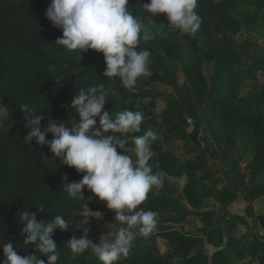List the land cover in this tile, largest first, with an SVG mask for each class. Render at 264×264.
I'll use <instances>...</instances> for the list:
<instances>
[{
	"label": "trees",
	"instance_id": "obj_1",
	"mask_svg": "<svg viewBox=\"0 0 264 264\" xmlns=\"http://www.w3.org/2000/svg\"><path fill=\"white\" fill-rule=\"evenodd\" d=\"M136 2L139 0H135ZM227 3H215L211 0L201 13L202 24L199 30L202 40L217 37L225 27L224 16L228 11ZM41 0H0V76L7 74V87L0 97L11 109L10 117L0 123V240H11L21 256L33 251V245L24 243V235L21 229L24 226L19 220L18 212L21 207L27 208L30 212L36 211L38 204H44L46 212L38 213L37 220H50L54 215L62 214L66 219L61 206V199L70 198L62 192V176H67L68 182L78 181L83 172H77L74 168L61 164L60 159L54 157L47 146H39L35 139L30 144L25 143L23 137L27 133L24 112L18 108L20 104L26 103L35 107L51 119L71 122L78 118L74 109H71L70 101L77 91V88L89 87L104 82L103 77L105 64L102 53L94 50L87 52H69L55 43V39L62 35L61 30L54 28L46 17L39 15ZM264 14V2L262 8ZM188 39L190 36H181ZM160 49L150 47V61L166 73L171 74L169 63L177 60L174 64L175 70H181L186 77L195 79L199 84L200 91L218 95L224 101L237 100L239 107L233 114H216L213 106H204L200 113H203L207 125H214L212 132L219 133L225 130L227 124L243 114L245 103L240 96L242 82L252 80L255 70L244 69L236 75L222 71L216 67L207 90L206 77L202 70L203 58L198 55H190L173 34L166 35L159 41ZM217 63L235 59L236 51L220 50L215 52ZM257 63L264 61L256 59ZM63 76L59 81L58 78ZM163 79L159 74H153L151 79ZM207 90V92H206ZM264 82L256 96V106L260 107L264 102ZM143 94L134 92L132 89H125L119 80L112 83V93L107 100L104 110H109L115 116L117 112L123 111L122 103L127 99L136 100ZM171 102L168 100V107ZM263 109H261L262 112ZM172 113L167 108L160 117H154L143 122L140 133L161 123L168 114ZM47 120H42L41 125L45 126ZM194 125L191 136L194 140H200L199 126ZM255 125L254 134L250 143L246 144L243 153L240 155H252V162L260 175H264V115H260ZM99 120L97 118V127ZM180 125H171L166 128L167 134L161 136L153 144V153L157 154L158 162L152 165L153 171H160L173 177L186 176L187 180L182 187V193L186 203L194 209L204 207L200 195L198 183L201 180H209L212 175L205 172L203 168L204 157L195 155L193 160L177 162L168 151L169 141L173 132L179 129ZM209 130V128H207ZM118 135V134H117ZM52 134L48 133L46 139H51ZM212 139V138H211ZM208 141V140H207ZM129 147L132 146L131 140ZM121 150V149H117ZM210 151L209 159H216ZM242 161V156L235 158ZM202 175L197 178V175ZM240 184H244L240 182ZM244 197H248L243 193ZM156 195L155 189L148 194V199L140 206L145 210H152L150 200ZM163 197V194H160ZM150 203H149V202ZM77 204H81L80 202ZM165 207L155 211L161 213ZM251 215V210H248ZM164 218V216H163ZM221 218V217H220ZM239 216L230 218L232 222ZM264 226V215L258 216ZM68 220V219H67ZM172 221L173 217L166 218ZM60 230H54L58 233ZM166 242L171 244L178 260L172 262L173 257H166L164 260L155 258L156 238L149 240L137 239L131 252L128 264H234L235 255L233 252L225 253L221 250L208 252L204 244L219 247L222 236L220 233L212 232L203 243V246L194 251L198 238L192 234L184 233L177 229H169L159 232ZM54 235V236H55ZM259 264H264V245L259 251L252 254ZM43 259V256L39 257ZM3 249L0 248V264L5 260ZM61 264H102L92 253H84L76 260L62 259ZM119 264H123L119 262Z\"/></svg>",
	"mask_w": 264,
	"mask_h": 264
},
{
	"label": "clouds",
	"instance_id": "obj_2",
	"mask_svg": "<svg viewBox=\"0 0 264 264\" xmlns=\"http://www.w3.org/2000/svg\"><path fill=\"white\" fill-rule=\"evenodd\" d=\"M198 4L199 0H148L140 4V10L151 16L163 13L167 20L163 26L181 36L195 37L202 24L196 11ZM129 6V0H50L44 15L62 32L55 43L80 56L88 50L102 53L103 77L108 83L77 88L70 106L78 118L71 122H58L26 103L18 107L24 112L28 129L23 137L25 143L30 144L34 138L37 145L47 146L61 164L84 173L81 179L72 182L62 176V192L74 200H85L86 189L114 212V222L107 225V231L97 242L88 237L87 227L79 237L72 235L67 239L72 260L90 251L102 264H119L130 255L138 237L147 239L157 230L158 212L140 206L149 192L164 183V177L154 172L150 164L153 144L160 137L151 128L136 135L145 119L142 111L125 109L113 117L109 110H104L115 80L131 90L140 78L152 75L151 50L141 49L140 44L154 40L156 31L144 15L135 14ZM62 79L63 76L59 77L58 83ZM2 98L0 122L10 117L11 111ZM42 120H47L45 126L41 125ZM48 133L52 134L51 139H46ZM42 212H46L42 203L36 211L19 209L24 243L34 248L21 256L11 240H0L6 258L3 264H61L54 230L68 231L69 221L62 214L38 221L37 214ZM94 213L92 217L102 218L101 213Z\"/></svg>",
	"mask_w": 264,
	"mask_h": 264
},
{
	"label": "rangeland",
	"instance_id": "obj_3",
	"mask_svg": "<svg viewBox=\"0 0 264 264\" xmlns=\"http://www.w3.org/2000/svg\"><path fill=\"white\" fill-rule=\"evenodd\" d=\"M141 1L142 0L137 2L135 0H129L130 10L135 14L144 15L146 22L152 23L154 30L156 31V38L154 40L149 42L141 41V49H148L150 47H153V49L154 47L158 48L160 37L163 35L166 36L168 33L176 34L178 38H180L179 40H182L177 32H173L162 25L167 24L165 14L160 13L155 16H151L147 13H142L140 10ZM218 1L220 0H214L215 3H218ZM147 2L148 0H145V3ZM263 2L264 0H230L228 11L224 16L225 27L221 34L214 38L202 40L198 31L196 36L192 37L191 39V44L193 47L189 46L188 49L189 51L192 50L195 52H201L200 50H205L207 56H205V60L203 59V63L207 90L210 86L211 78L216 67L218 66L217 68L222 71L227 68L231 72L232 69L230 70V64L234 62V60L230 58V60L219 62V65H217V61L215 63L217 56L214 53L220 50L228 51L230 49L232 51H236V58L238 61H241V64L243 63L242 66H244L246 69L252 68L255 70V75L252 80H244L242 82L243 89L240 92V96L243 97V101L245 103L243 114H253L256 117L264 115V102L261 104V109H263L262 112L260 107H255V94L261 90V86L264 82V65L256 62V59L264 61V14L261 12L263 8ZM49 3L50 0H41L39 5L40 16L45 17V9ZM222 3L225 5L227 1L222 0ZM205 4L206 3H203V0H199L198 7L196 9L199 15H201V12L203 11L202 8L207 6ZM186 43L189 42L187 41ZM211 54L214 58H211ZM174 64H178V61L173 60L169 63V69L171 70L172 76L169 77L164 75V77L166 76V82L162 83L163 86H160V88L165 89L166 93H163V91L160 90H158L157 93V91H154L151 88V83H153V80L151 83H148L149 77H142L139 79L137 86L132 90L135 92L140 89L149 90L138 91L143 95L136 100L131 98L125 100L122 103L123 108L124 110L129 109L133 111H142L145 117L144 121L154 117L158 118L167 108H170L172 113L175 114V117L173 116L174 121L178 122V124L181 126L179 129L173 132L169 141V147L167 148L173 159L177 162L193 160L195 155H204V158L209 159V153L212 151L216 159L210 158V160L214 161L213 164H215L218 173H220V175L224 178L221 179L216 188L220 190V192L224 191V189L227 190L229 187L231 189L234 182L242 175L247 177L250 175L246 174V171L249 172V168L246 167V164H240L239 168H236L238 165L235 163V158L240 156V154L243 153L245 145L250 143L251 134L249 130L251 125L255 124L254 120H248L247 123L243 124L242 126L239 124L242 117L239 118L238 116L235 120H232V122L230 121L227 124L224 134H222L221 137L218 135L219 133L212 132L215 126L207 125V123L204 121L205 116L203 113H200V110L207 105L213 106L216 114H233L239 107L238 101H224L216 94H212L208 97L207 93L205 94L200 91V88H198L199 84L195 79L192 81V79L186 77L180 69L175 70ZM234 66L237 65L234 64ZM150 70L152 75H162L165 73L159 67V65H156L155 62L152 61H150ZM152 75L150 77H152ZM160 80L164 81V78ZM7 81V74H2V76H0V93L6 89ZM168 100L171 102V106L169 107ZM199 108L201 109L199 110ZM197 122L200 124V140H194V138L191 136L193 127L194 125H197ZM207 128H209V130ZM151 129L157 132L159 137L167 134L166 128L159 125V123L154 125ZM118 152H122V149L118 150ZM248 155H243L244 159L247 158L249 160L251 158V154ZM157 162V154H154L150 164L156 165ZM241 170L244 171L241 172ZM157 173L165 176L160 171H157ZM254 173L256 174L255 170ZM200 176L201 175L198 174L197 178ZM170 180L171 183H168L164 180L163 186L155 189V192L156 194H159V197L160 194H163L164 192L167 193V195L169 194L168 185L171 188L174 187L173 195L176 198L180 197L182 186L185 184L187 177L182 176L180 178H174ZM201 185L202 183H198V187L203 190ZM222 187L223 189H221ZM242 190H244L246 193H251L250 187H248L247 183L242 184V187L237 190L239 195H241ZM83 195L85 200H74L72 198L70 199L66 197L61 199L63 212L69 221L68 231H59L54 236L59 248L61 260L71 258L70 249L67 247V239H70L72 235L79 237L82 234L83 228L87 227L89 229L88 237L91 238L93 242H97L99 236L107 231V225L114 222V212L108 209L104 202H100L98 198L94 196V194L86 189L83 191ZM90 196L92 197L91 200L88 199ZM79 202L81 204H77ZM152 203L153 201L151 202V207ZM152 210L155 211L156 209ZM94 212L101 213L102 218L97 219L92 217L95 215ZM164 213H166V209L158 214L157 221L160 220L159 226H165V222H162V220L159 219L160 217H163ZM88 216H90L88 220L83 223V221ZM220 217L221 216L218 212V218ZM184 220H187L189 223L193 220V218L185 216ZM173 226L179 227L181 225L178 224L177 226ZM162 229L164 228H158V231H155V233L152 234L153 237H157L156 240L158 241L156 251L157 258L164 256V254L167 253V249L169 250V253L171 250L169 245L161 242L163 238L159 232L164 231ZM183 229L185 231L187 228L183 227ZM206 250L210 253L213 251V248L207 246ZM86 253L91 252L89 251ZM130 257L131 253L126 259H122L120 262L123 264H128ZM43 259L46 260V257L43 256ZM175 261V259H172V262Z\"/></svg>",
	"mask_w": 264,
	"mask_h": 264
},
{
	"label": "crops",
	"instance_id": "obj_4",
	"mask_svg": "<svg viewBox=\"0 0 264 264\" xmlns=\"http://www.w3.org/2000/svg\"><path fill=\"white\" fill-rule=\"evenodd\" d=\"M210 1L211 0H203V3H206L205 5H207ZM142 3L144 4L145 0H142L141 4ZM218 3L223 4L222 0L218 1ZM202 9L204 10V8ZM169 34L172 33H168V35ZM173 35H175L178 40L180 39L176 34ZM163 37H165V35L160 37L159 41ZM191 39L192 36H190L188 39L179 40V42L181 43L184 50H186L190 55H198L205 60V56H207L205 50H200L201 52L188 50L189 46L193 47L191 44ZM187 41L189 43H186ZM156 49L157 50L160 49L159 42H158V48ZM212 57L213 56L211 54V58ZM233 60L234 62L230 64V70L232 69L231 72L227 68L224 69V71L225 72L227 71L228 73H230V75L231 74L236 75L245 69V67L242 66L243 63L241 64V61H238L237 58ZM216 61L217 58L215 59V63ZM234 64L237 66H234ZM202 70L203 72L205 71L204 63L202 64ZM167 74L168 73L166 72L162 74L163 76L159 74L164 78V81H161L159 78L152 81L151 77L149 76L148 83H151V81L153 82L151 83L152 84L151 88L154 91H157V93L158 90L163 91V93H166L165 89L160 88V86H163L162 83L166 82L165 81L166 76L169 77L172 76L171 74L168 75ZM164 75L166 76L164 77ZM144 90H149V89H140L138 91H144ZM201 108H199V110ZM167 116L168 117H166L161 123H159V125L165 128L175 124L180 125L178 124V122L174 121V117H175L174 113H170ZM240 117L242 118L239 124L243 126V124H246L248 120H252V121L254 120V123L256 124V120L259 116L256 117L253 114L250 115L242 114L241 116H239V118ZM253 125H251L249 130L251 136L254 134V130H255V125L254 127ZM222 134H224V131L219 132L218 135H220L221 137ZM200 156L204 157V155H200ZM240 156H242V161L235 162L236 165H238L236 166V168H239L240 164H246V167L249 168V172L246 171V174L248 175L250 174V175L248 177L242 175L234 182L231 189L229 187L227 190L224 189V191L222 192H220V190H218L216 186L218 183H220L221 179L224 178L220 175V173H218L215 164H213L214 161L204 158L206 161L205 163H203L204 164L203 173L207 172L213 176V178L209 180H201L199 182V184L202 183L201 186L203 190L200 187L199 190L202 199L201 202L204 205V207L194 209L188 203H186V200L184 199L182 193V189L180 192V197L176 198L173 195L174 187L171 188L169 187V185H168V190H169L168 195L167 193L164 192L163 197L154 196L150 200V202L153 201L151 208L157 210L164 206L166 209V213H164L163 215L164 218L163 217L159 218L162 220V222H165V226H159L160 220H158L156 231H158V228L159 229L164 228L162 230L177 229L184 233L192 234L193 236H195V238H198L197 240L198 242L196 244L194 251H197L203 246V243H205L204 240L207 239L209 233L212 232L220 233V235L222 236V240H221L222 242L219 245V247H214L212 245L210 246L207 244H204V246L205 247L210 246L211 248H213V251L221 250L225 253L233 252V254L235 255L234 264H259L258 260L252 254L253 252L261 250L264 245V226L258 219V216L264 215V175L259 176L256 170V166L252 162V155L249 160L247 158L244 159L243 155ZM254 170L256 171V174L254 173ZM243 171L244 170H241V172ZM163 175H165L163 176L164 180L168 183H171L170 179L180 178V177H173L164 173ZM200 175H202V173H200ZM239 182H243L244 184L247 183L248 187H250L251 193L250 192L246 193L244 190H242L241 195H239L237 190H239L240 187H242V184H240ZM221 189H223V187ZM243 193L245 195H248V197H244ZM249 209L251 210L252 213L251 215L248 214ZM218 212L221 218H218ZM169 216L173 217L172 221L166 220V218H168ZM185 216L187 217L189 216L190 218H193V220L188 223L187 220H184ZM235 216H239V218H236L232 222L228 221L230 218ZM178 224H180L181 226L179 227L173 226V225L177 226ZM183 227H186L187 229H185L184 231ZM152 237L153 236L151 235L147 239L143 237H138V239L148 240L151 239ZM155 238L157 237L155 236ZM155 242H156V249L154 255L157 260H164L165 257H173V259L176 260L173 263L177 262L178 259L174 257L176 253L174 247L168 242H166L165 239L161 240V242L169 245V248L171 249L170 253L169 250L167 249L166 250L167 253L164 254V256H162L161 258H157L156 251H157L158 241L156 240Z\"/></svg>",
	"mask_w": 264,
	"mask_h": 264
}]
</instances>
